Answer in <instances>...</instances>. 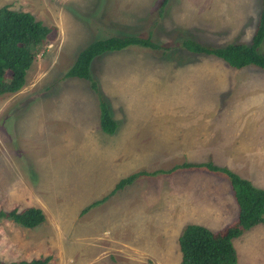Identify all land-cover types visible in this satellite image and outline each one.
Instances as JSON below:
<instances>
[{
    "label": "rangeland",
    "instance_id": "374dc122",
    "mask_svg": "<svg viewBox=\"0 0 264 264\" xmlns=\"http://www.w3.org/2000/svg\"><path fill=\"white\" fill-rule=\"evenodd\" d=\"M163 1H165L163 3ZM260 0H0L53 30L17 93L0 97V211L38 208L28 230L0 219V262L179 264L188 224L233 226L228 180L203 170L140 178L211 160L264 190V70H234L181 47L249 44ZM150 37L159 50L104 53L90 83L65 79L78 53L112 36ZM264 56V40L259 48ZM99 96L101 98H99ZM99 99L117 128H99ZM236 264H264V225L233 240Z\"/></svg>",
    "mask_w": 264,
    "mask_h": 264
},
{
    "label": "trees",
    "instance_id": "16d2710c",
    "mask_svg": "<svg viewBox=\"0 0 264 264\" xmlns=\"http://www.w3.org/2000/svg\"><path fill=\"white\" fill-rule=\"evenodd\" d=\"M260 2L259 20L249 44L212 47L187 39L181 42V47L190 54L219 59L237 71L247 67L264 70V56L259 53L264 40V0ZM52 37L53 30L37 21L30 13L10 10L6 6L0 8V97L15 94L25 86L27 72L37 54ZM131 46L153 51L161 49V46L153 42L150 37L127 35L96 40L78 53L72 66L64 74V78L87 81L92 90L97 92L96 84L89 72L91 62L104 53L121 51ZM99 112L100 130L104 134L112 135L117 124L111 118L107 105L102 99H99ZM193 169L219 174L228 180L237 206V219L233 226L226 227L217 233L198 224L184 226L178 237L181 254L179 264H236L237 255L233 240L256 225H264V190L254 187L248 180L225 167L215 166L211 160L202 164L183 163L166 171L133 173L121 179L108 196L86 207L82 213L105 202L113 194L123 191L140 178L158 174L170 175L178 170ZM0 219L28 230L39 227L45 221L42 211L32 207L22 211H0ZM49 261L50 257H45L10 264H48Z\"/></svg>",
    "mask_w": 264,
    "mask_h": 264
}]
</instances>
